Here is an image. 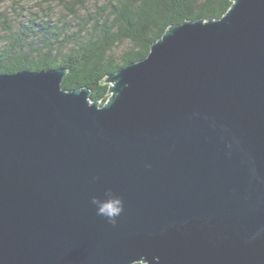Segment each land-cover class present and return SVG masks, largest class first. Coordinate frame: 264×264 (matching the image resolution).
Segmentation results:
<instances>
[{"label":"water","instance_id":"95a60500","mask_svg":"<svg viewBox=\"0 0 264 264\" xmlns=\"http://www.w3.org/2000/svg\"><path fill=\"white\" fill-rule=\"evenodd\" d=\"M232 2L103 106L65 69L0 74V264H264V0Z\"/></svg>","mask_w":264,"mask_h":264},{"label":"trees","instance_id":"16d2710c","mask_svg":"<svg viewBox=\"0 0 264 264\" xmlns=\"http://www.w3.org/2000/svg\"><path fill=\"white\" fill-rule=\"evenodd\" d=\"M65 4L81 21H90V28L69 32L46 23L35 30L33 20L17 29L8 25L7 32L0 36V74L65 69L63 89L87 88L91 101L103 106L109 99L106 79L146 59L152 45L170 27L186 21L220 20L233 2L107 0L92 13L87 12L85 0H68Z\"/></svg>","mask_w":264,"mask_h":264},{"label":"rangeland","instance_id":"374dc122","mask_svg":"<svg viewBox=\"0 0 264 264\" xmlns=\"http://www.w3.org/2000/svg\"><path fill=\"white\" fill-rule=\"evenodd\" d=\"M65 1L68 0H0V36L7 32L8 25L17 29L23 24L29 25L32 20L35 30L41 29V25L46 23L62 26L69 32L90 28V21H81ZM106 2L107 0H85L87 12H96ZM81 10L78 9L79 15H83Z\"/></svg>","mask_w":264,"mask_h":264},{"label":"clouds","instance_id":"9594fccd","mask_svg":"<svg viewBox=\"0 0 264 264\" xmlns=\"http://www.w3.org/2000/svg\"><path fill=\"white\" fill-rule=\"evenodd\" d=\"M92 203L98 205V214L105 216L113 224L116 222V217L123 211L122 201L118 197L110 198L103 203L93 199Z\"/></svg>","mask_w":264,"mask_h":264}]
</instances>
